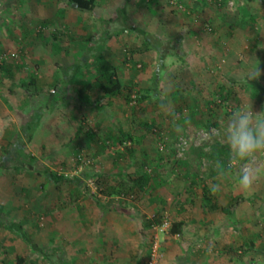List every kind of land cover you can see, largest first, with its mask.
Here are the masks:
<instances>
[{"label": "crops", "instance_id": "1", "mask_svg": "<svg viewBox=\"0 0 264 264\" xmlns=\"http://www.w3.org/2000/svg\"><path fill=\"white\" fill-rule=\"evenodd\" d=\"M128 2L129 0H124L123 3L116 5L109 14L94 15L92 11L91 15L98 22L100 19L112 18L118 7L125 5L127 9ZM254 3L259 5L257 1ZM94 5L98 6L101 3L94 1ZM66 7L77 13L75 19L71 18L70 14H65L67 24H72L73 28L67 27L75 36V39L68 45L72 46L75 42L86 45L85 39L97 36L99 29L95 30L96 34L93 36L87 34L86 24L84 20L81 22L83 19L81 17L89 13L75 10L67 5ZM129 14L126 13L128 20L134 21L133 17L130 20ZM51 15H39L37 0H0V55L4 54L8 57L4 59L8 61H4L0 66V115L12 116V122L4 130L0 140V162L5 151L16 142L17 138L22 136L21 129L29 120L31 112L28 111L27 105L30 92L44 90L53 93V102L51 108L41 116L31 139L26 143V155L34 157L41 166L59 174L60 168H68L73 172L76 164L72 156L78 150L87 151L99 168L96 167L95 172L87 169L80 174L72 173L68 178H72L73 182L63 183L62 188H57L45 176L32 171H23L20 168L13 171L0 169V182H2L0 196L5 200L11 198L9 191L5 188L7 176L30 182L29 197L32 196V190L38 188L42 190V187L46 188L47 193L45 196L47 204L39 209L44 212L45 227L38 231H34V223L31 219L28 221L25 214L19 218L13 217L16 207H20L18 200L13 199L9 205L5 203L0 205V218L20 223L23 232L32 242L29 244L24 241L30 246L29 248L23 245L24 239L20 234L8 230L0 221V231L1 228L3 229L0 235L11 239L9 243L14 245L11 249L16 253L15 257L21 256L28 264L32 262L41 264L37 259V254L44 257L43 254L58 253L62 264H145L150 244V224L166 216L171 222L172 231L159 234L163 253L159 264H214L215 261L218 264H246L245 254L247 252L243 250L248 248V253L253 254L261 249L262 243L260 237L257 239L260 242H257L255 237L246 239L244 234L240 235L244 224L242 208L245 207V202H249L252 197H246L238 191L240 190L239 175L234 176L232 171L227 169L222 177H218L215 169L216 162L222 161L223 156L218 157L214 152V147L218 144L223 147L225 144L223 142L212 143L208 154L209 159L205 164L208 168L205 172L197 169L199 159L196 157L197 153L193 152L194 148L189 149L186 160L180 161L177 168L174 167L177 161L174 158L173 149L167 151L166 156L152 158L148 146L143 145L146 132L141 131L142 128L135 129L131 126L117 124L115 111L120 107L117 102L120 101V97L109 99L104 97L101 100L102 94L99 90H94L90 94L88 105H82L75 98V90L68 79H64L59 73L61 68L64 70L73 68L77 64L76 59H81L82 56L71 58L74 55L72 47H66L59 42L55 43L63 54L68 49L67 59L63 65L56 61L49 64L44 57H37V52L31 50V46L35 48V43L37 44L34 38L36 36L34 35L35 23L40 19H50ZM212 16L214 15H210L209 18ZM215 17H219V14ZM176 18L179 19L180 16L173 18L172 21L176 22ZM252 18L254 21H259L264 19V14L262 12L260 16H249L250 23ZM181 20L180 18L179 22H183ZM47 21L50 22L52 19ZM234 28L236 27L233 24L227 23L226 33L233 34ZM175 30V35L165 37L181 36L187 63L186 65L179 63L180 71L183 75L192 76L198 69L202 70L203 65L200 59L204 54L199 53L200 50L209 53L217 46V39L204 34L194 22H187V25L180 24ZM146 31L161 36L158 30L147 29ZM120 35L112 37L106 43V57L116 68L119 78L132 84L149 82L150 85L146 84L142 87L151 88L153 74L145 76L146 79L142 80L133 76L136 74L133 72L136 69L138 72L141 64L134 66L130 61L125 62V59L120 62L118 59L113 60V55L118 50L116 40ZM208 36L212 38L209 41L206 40ZM232 36L235 37L236 33ZM148 52H150L149 58L153 56L154 61L152 62H155L156 53L152 50ZM13 53L16 55L20 53L23 56L22 59H19L18 55V58L15 57L16 61L12 62L10 55ZM134 59L141 62L146 58L144 54H139L135 55ZM83 63L85 64L82 69L86 72L88 62L83 61ZM90 71L94 72L93 67ZM170 72L173 74L171 68ZM169 75L165 72L159 87ZM31 80H33L32 83ZM173 93L170 95L172 101L175 95ZM152 99L153 96H150L149 100ZM164 112L162 115L168 114L169 111L164 110ZM123 113L127 112L123 111ZM84 119L92 127L90 134H94L93 138L86 135L88 127L86 122L82 121ZM169 128L174 132L176 130L177 135L183 129L179 127L178 130L171 124ZM189 129L188 133L194 131L192 127ZM134 131L139 133L138 137L141 141L133 144V155L118 152L115 155L112 153L114 156L110 157L108 151L95 141V139L102 140L103 138H113L114 141L120 134H131ZM23 139L26 141L24 137ZM111 143L116 147V141ZM115 150L118 149L115 148ZM136 153L138 155L141 153L139 161L138 158H134ZM149 164L153 165L152 173H149V170L144 172L146 165ZM169 165L171 168L168 172L166 169ZM85 173L88 175L86 176ZM237 173L240 174L239 171ZM138 178H142L144 182L141 190L132 188L134 180ZM39 179L40 183H37ZM97 181L98 185L103 188V193L99 192ZM90 183L94 184L95 190L92 189ZM213 184L220 185V190L215 194L210 191ZM52 187H55L56 193ZM204 192L211 203L217 201L222 206H231V214L225 215L219 211L209 210L205 205ZM30 210L29 215L32 214ZM34 211L38 210L34 209ZM11 212H13L12 216ZM33 245L36 247L34 248ZM21 247H26L24 253ZM45 260L46 264H50L46 258Z\"/></svg>", "mask_w": 264, "mask_h": 264}, {"label": "rangeland", "instance_id": "2", "mask_svg": "<svg viewBox=\"0 0 264 264\" xmlns=\"http://www.w3.org/2000/svg\"><path fill=\"white\" fill-rule=\"evenodd\" d=\"M94 1L96 3H101V5L98 6L93 5L94 15L109 14L114 10L116 5L124 2V0ZM65 2L66 0H37V12L39 15L52 14V18L45 20L40 19L35 23L34 35L36 36H34V38L39 45H37L33 40L35 43V48L31 46V50H33V52H37V57H44L49 64L56 61L58 64L63 65L67 59L66 56L68 55V49H65L67 54L66 52L63 54L61 50L56 47V42H59L60 44L62 43L69 48L72 47V52L74 55H72L71 58H78V56L83 57L85 54L84 46L86 48V45H80L78 42H75L76 44L74 43L72 46L68 45L70 41L75 39V36L70 30L73 28L72 24L68 25L66 22L67 17H65V14H70V17L75 19L77 13L68 10ZM254 2L253 0H228L226 2L222 0H180L179 3H181L182 8H179L177 6H172L167 2V0H129L126 11L130 13V20L131 17H133L135 20H131L132 23H135L143 30H158L161 33V37L167 38L165 37L166 35H175V28L178 25H187V22H194V24L201 28V30L203 28H207L206 26H214L215 29L210 33L202 32L204 34L214 36L217 39V46L213 49L214 52L212 50L209 53H205L206 51H202V49L199 52L204 54L200 59V62L203 65L202 75H198L197 78L192 77L193 75H183L180 71L181 67L179 62H173V60L167 58L166 61L168 64V69L166 70V74L170 75L162 81L163 83L160 85L159 93L153 97L152 100H149V96L148 99L140 101L135 99L126 103L122 97H120V101H117L118 104H120V107H118L115 111L117 124L122 126H131L135 129L142 128L141 131L146 132L143 145L145 144V146H148L149 152L152 154L150 155L152 158L166 156L167 151L173 149L175 154L174 158L177 161L174 167L177 168L179 166L177 164H180V161L186 160L188 151H190L189 149L194 148L193 152L197 153L196 157L199 159L197 169L205 172V169L208 168L205 164L207 162L206 160L209 159L208 154L211 150L212 143L222 142V138L220 137H216L211 141L205 140V137L211 133L212 130L220 129L221 125L227 122V117L231 114V112L239 107L247 105L251 102L252 110L254 112H260L261 110H264V97L262 95L252 91L250 85L244 84L242 86H238L234 84L235 91L233 98H231L228 103L223 104V110L218 109L216 119L218 125H210L209 128L204 126L211 121L208 110H205V105L207 104L206 102H209L208 106H211L212 108H214L215 103L219 102V96H221L223 93L222 87L226 82L225 78L230 77L235 80L243 79L245 78V74L252 67L259 63V67L262 70V75L259 78V81L264 85V19L262 18L259 21H255V24H251L248 21L249 16H260L263 12L261 7ZM217 14H219V17H215ZM210 15H214L212 16L213 19L212 17L209 18ZM177 16H180L182 19L181 21L183 22H179L180 18H176V22L174 20L172 21V19ZM81 18H83L81 19V22L84 20L86 24L85 28L87 30V34L92 36L96 34L95 30L99 29L98 21L95 20L91 14H87L85 17L83 16ZM190 18L191 21H189ZM51 19L52 21H47ZM227 23H231L236 27L234 28V33H236L235 37L232 36L234 33H226ZM211 36H208V39L206 40L209 41L212 39L210 38ZM23 39H25V42L28 43L26 38L23 37ZM79 40L82 41L80 38ZM116 41L118 43V50L117 53H114L113 55L114 61L118 59L120 62L127 57L129 58L131 64H141V68L138 69L139 71L137 72L136 69V71L133 72V74L136 73L133 76L136 78H141V80L146 79L145 76L153 74L155 62L152 61H154V58L153 56L152 58H149L150 52H148L149 50L146 49V46L142 44L140 37H137L134 33H125L118 36ZM42 45L44 46L43 48L40 47ZM80 52H83L84 54H80ZM21 53L23 55V52ZM139 54H144L146 59L141 60V62L138 61V59H134L135 55ZM18 55L19 59H22L23 56L20 53ZM85 59L87 58L85 57ZM37 60L40 59L37 58ZM76 60H78L80 65L82 64L80 62L81 59ZM92 65L93 62L87 63L88 71L92 70ZM170 68L173 70V74L171 72L169 73ZM59 73L63 74V70ZM162 75L165 76V72ZM193 80H197V84L194 87L192 85ZM146 84L150 85L149 82L145 84L133 83L132 87L135 91L139 90L138 95L140 96L141 91L144 89L142 86L145 87ZM176 89L178 90L180 98L177 102H174L172 101V97L170 95ZM133 97L134 96L132 95L131 98ZM181 107L182 111H180ZM164 110L166 112L169 111L168 114L166 113V115H162L165 113ZM123 111L127 113H123ZM82 121L86 122L88 129L92 128L86 119ZM170 124L173 127L178 128V130L179 127H182V132L178 133V135L175 134L176 130L174 132L171 128H169ZM190 127L194 128L192 133L187 132L190 130ZM33 128L35 131L36 127L33 126ZM157 128L162 130L159 139L155 134ZM131 134L138 135L139 133L134 131ZM181 139L186 141V145L182 154L178 155L176 153V148L178 141ZM95 141L97 143L99 142V145L108 151V155L110 157L118 154V152H125L127 155H129L128 151L126 152L123 147H114V145L111 143L114 141L110 140L109 138H103L102 140L95 139ZM159 144H162V150H160ZM115 148L118 150H115ZM79 151L80 150L77 152ZM82 152L89 160H92L91 156H89L90 154H88L87 151ZM112 153H114V155H112ZM140 154L141 153H139V155L138 153L134 154V158H138V161L141 159ZM72 157L74 159V156ZM255 159L257 161H264V153H259ZM233 161L234 164L229 170L232 171L234 176L240 175L237 172L239 171L241 164L247 163V161H240L238 159ZM95 165L99 168L98 164ZM152 166V164L146 165L144 170H149V173H152ZM170 168L171 165L168 166L166 171L169 172ZM87 169H90L93 172L97 171L96 168L93 169L86 167L82 171L77 172V174H80ZM58 171L60 173L67 172V174L73 173L72 171L68 170V168H60ZM38 182L40 183V179L37 181V183ZM1 183L2 182H0V185ZM29 183L30 182L24 181V179L21 180V178L16 179L13 176L12 178L7 176L5 188H7L9 191L11 198L5 200V198L0 196V200H2L0 201V205H4V203L9 205L13 199L15 201L18 200V205L20 207H16L13 217L19 218L25 214L24 216H27V220L29 221L31 219L34 223V231H38L45 227V215L43 210L39 209L47 204V199L45 197L47 193L45 191L46 188L42 187V190L39 188L37 190H32V196L29 197ZM31 184H33V182H31ZM90 184L92 189L95 190L94 184ZM37 186L39 187V184H37ZM52 189L55 190L54 193H56L55 187H52ZM238 191L242 192V195L246 197H252L250 198L249 202H245V207L242 208L244 224L240 230V235L244 234L246 239L255 237L257 240L260 237L262 243L261 249L256 252L254 251L255 253L253 254L248 253V248L243 250L245 253L247 252L245 254V263L264 264V174L261 175L260 179L255 181L253 188L249 192H244L241 190ZM35 196H37V198H35ZM30 209H32V211ZM34 209L38 210L36 211L37 213L34 211ZM29 210L32 212L31 215H29ZM12 214L13 212H11V216ZM1 231H3L2 228ZM10 234L13 235L11 232ZM9 240L11 239L5 237V235H0V264H15L16 262V253L11 249V247L14 245H11ZM24 241L25 240H23L22 244L29 248L30 246L26 245L27 243ZM257 242L260 241L257 240ZM25 248L21 247L23 253ZM37 255L38 261H40L41 264H46L45 258L40 254ZM31 264H33V262ZM35 264H39V262H36ZM214 264H218V262L215 261Z\"/></svg>", "mask_w": 264, "mask_h": 264}, {"label": "trees", "instance_id": "3", "mask_svg": "<svg viewBox=\"0 0 264 264\" xmlns=\"http://www.w3.org/2000/svg\"><path fill=\"white\" fill-rule=\"evenodd\" d=\"M224 2L228 0H222ZM259 3V6L261 7L263 14H264V0H255ZM66 5L81 11L86 12L89 14H92L93 11V5L94 0H66ZM126 6L122 5L117 8L115 16L108 19H100L99 20V32L97 36L88 37L85 39L86 48H85V54L83 57H81L80 63L77 61V64L70 68L69 70L66 69H60V71L63 70L62 76L64 79H68V82L71 84L73 89L75 90L76 99L82 104V105H88L90 104V94L94 90H99V92L102 94L101 100L105 98L110 97H122L124 101L130 102L132 100L137 99L138 101L148 99L149 96L155 97L159 93V83L163 77V73L166 72L168 69V64L166 59L172 58L173 62H179L181 65H186V53L184 52L182 48V38L180 35H177L172 38H163L161 36H158L154 33L148 32L146 30H143L139 28L138 26L134 25L132 22H130L126 15ZM251 23L254 24L255 21L252 18ZM207 28H203L202 31L206 33H210L215 29L214 26H206ZM201 29V28H200ZM123 33H134L137 37L141 38L142 44L146 46V49L152 50L156 53V59L155 64L158 61H162L159 71H153V78H152V86L151 88L143 89L141 91L140 96L139 90L135 91L132 87V83L129 81L122 80L119 78L116 72V68L111 63V61L106 57L105 55V48L106 43L114 36L123 34ZM18 55V54H17ZM85 57L87 59H85ZM5 58L3 57L0 60V66L4 61ZM12 62L16 61L13 57L10 58ZM84 62H93V71H87L84 72L82 69V66ZM129 61V58H125V62ZM136 66V64L134 65ZM69 71V72H67ZM203 74V68L200 71L198 69L197 72H195L194 78H197L198 75ZM62 77V79H63ZM226 82L223 85V93L221 96H219V102L215 103L214 108L211 106L209 107V102H206L205 110H208V113L211 117V121L204 126L206 128H209L210 125L217 126V112L218 109L224 108L223 104L228 103L231 98H233L234 95V84L238 86H242L244 84L250 85L252 91H255L256 93L262 95L264 97V85L259 81V79L256 80H247L246 78L235 80L233 78L227 77L225 78ZM33 80H31V83ZM65 82V81H64ZM30 83V84H31ZM197 84V80H193V87ZM174 95V102H177L179 100V94L178 90L176 89L173 91ZM134 96L131 98V96ZM53 93L44 91V90H33L30 92L28 96V105L27 109L29 112H31L29 120L26 122V124L22 127L21 132L22 136L26 139L24 141L23 137L20 136L17 138L16 142L12 144L10 148H8L5 151V155L3 159L0 162V169L6 170V171H13L17 170L18 168L22 169L23 171H32L35 172L38 175L45 176L48 180L53 182L56 187L62 188L63 183L65 182H73L70 178L65 177L62 173H57L54 171H51L43 166H41L32 156H28L25 153L26 149V143L31 139V136L33 134L34 128L33 126H37L38 121L40 120L41 116L45 111H48L51 108L52 102H53ZM101 105V102H99ZM200 108V106H199ZM105 110V108H104ZM182 111V107L180 109ZM178 113V112H177ZM12 122V116L7 115H0V140L2 139L4 130L11 124ZM146 125V124H145ZM86 135L90 138H93L94 134H90V129L86 131ZM160 130H157L155 134L157 135V138H160ZM156 138V140H157ZM110 140H113V138H110ZM116 146L123 147L126 151H128L129 155H133L132 146L133 144H137L141 141V138L138 137V135H133L130 133L120 134L116 140ZM159 142V140H158ZM214 152L218 155V157L223 156L222 163L225 166V169H230L227 167L229 160L231 158L230 151L226 145H217L214 147ZM213 152V153H214ZM214 153V154H215ZM233 161V160H232ZM231 161V162H232ZM146 170H144L145 172ZM87 176L88 174L85 173ZM134 186L132 188L141 190L143 186V180L142 178H138L137 180H134ZM98 185V181H97ZM85 188V187H84ZM99 192L101 193L103 191V188L98 185ZM103 193V192H102ZM204 198H205V205L208 206V209L211 211H219L224 213L225 215L231 214V206H222L217 201L212 202L210 199L206 196V192H204ZM0 221L2 225H4L8 230L14 231L20 234V236L27 241L29 244H31V240L25 235V233L22 230V226L20 223L13 222L9 219H3L0 218ZM172 231V228L171 230ZM174 231V228H173ZM35 248L36 246L33 245ZM43 256L47 259L48 263L50 264H62V262L59 259V254L55 253L53 255H47L43 254ZM15 264H28L25 259H23L21 256H16Z\"/></svg>", "mask_w": 264, "mask_h": 264}, {"label": "clouds", "instance_id": "4", "mask_svg": "<svg viewBox=\"0 0 264 264\" xmlns=\"http://www.w3.org/2000/svg\"><path fill=\"white\" fill-rule=\"evenodd\" d=\"M162 61L154 65V70L159 71ZM262 70L259 63L252 67L245 78L249 80L259 79ZM216 137L222 138V142L228 147L231 158L227 165L231 168L232 160L247 161L242 163L239 169V188L241 191L249 192L256 180L264 174V161L255 158L259 153H264V110L254 112L251 102L232 111L227 117V122L218 130H212L205 140L211 141ZM218 177L225 174V166L221 161L215 164ZM220 190L219 184H213L210 191L215 194Z\"/></svg>", "mask_w": 264, "mask_h": 264}, {"label": "built area", "instance_id": "5", "mask_svg": "<svg viewBox=\"0 0 264 264\" xmlns=\"http://www.w3.org/2000/svg\"><path fill=\"white\" fill-rule=\"evenodd\" d=\"M179 1L180 0H167V2L171 4L172 6H175V7L177 6L179 8H182V5L181 3H179ZM10 56L15 58L17 55L13 53ZM3 57H7V55H4V54L0 55V60ZM185 145H186V141L184 139H181L178 141L177 148H176V153L178 155L182 154V152L184 151ZM159 146H160V150H162L163 148L162 144H159ZM73 161L76 164L73 173L82 171L86 167L93 168V169L96 168L94 161L89 160L82 151H79L74 155ZM231 163L233 166L234 161H232ZM62 174H64L65 177H70L69 175H71V174H67V172H64ZM150 230H151L150 244H149V249H148V254H147L145 264H159L163 257V253L161 250V243L159 240V234L168 233L171 230V222L166 216H164L158 222L151 223Z\"/></svg>", "mask_w": 264, "mask_h": 264}]
</instances>
